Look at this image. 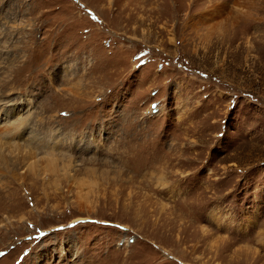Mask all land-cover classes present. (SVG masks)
<instances>
[{"label": "rangeland", "instance_id": "1", "mask_svg": "<svg viewBox=\"0 0 264 264\" xmlns=\"http://www.w3.org/2000/svg\"><path fill=\"white\" fill-rule=\"evenodd\" d=\"M0 264H264V0H0Z\"/></svg>", "mask_w": 264, "mask_h": 264}, {"label": "snow or ice", "instance_id": "2", "mask_svg": "<svg viewBox=\"0 0 264 264\" xmlns=\"http://www.w3.org/2000/svg\"><path fill=\"white\" fill-rule=\"evenodd\" d=\"M155 107V106H154Z\"/></svg>", "mask_w": 264, "mask_h": 264}]
</instances>
